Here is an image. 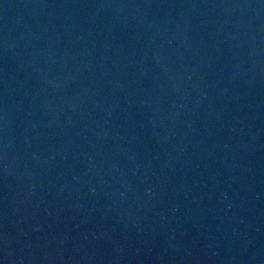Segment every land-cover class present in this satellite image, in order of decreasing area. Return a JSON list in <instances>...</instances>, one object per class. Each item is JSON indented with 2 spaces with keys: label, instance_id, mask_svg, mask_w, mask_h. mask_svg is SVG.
<instances>
[{
  "label": "water",
  "instance_id": "obj_1",
  "mask_svg": "<svg viewBox=\"0 0 264 264\" xmlns=\"http://www.w3.org/2000/svg\"><path fill=\"white\" fill-rule=\"evenodd\" d=\"M0 264H264V0H0Z\"/></svg>",
  "mask_w": 264,
  "mask_h": 264
}]
</instances>
